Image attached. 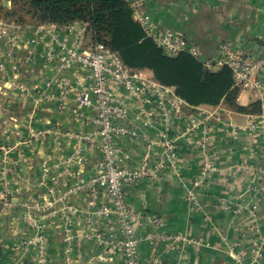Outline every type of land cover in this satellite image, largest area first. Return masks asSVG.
Here are the masks:
<instances>
[{"label": "crops", "instance_id": "crops-1", "mask_svg": "<svg viewBox=\"0 0 264 264\" xmlns=\"http://www.w3.org/2000/svg\"><path fill=\"white\" fill-rule=\"evenodd\" d=\"M138 11L153 27L196 44L201 61L215 60L223 43L259 61L255 77L264 81V0H143ZM46 31L72 41L55 26L39 33L0 23V191H8L11 205L0 223V264H122V256L111 251L120 238L118 221L97 212L110 201L103 190L93 194L87 185L99 167L97 141L84 139L98 131L90 121L94 111L72 113L91 79L78 65L63 72L46 59ZM110 90L124 102L128 125L138 131L136 138L114 140L122 150L120 164L135 170L145 157L149 161L148 176L124 191L138 264H239L233 255L240 264H264V154L255 138L232 134L253 115L203 106L188 108L175 120L178 135L197 110L211 115L206 141L215 170L202 179L199 149L184 140L173 168H154L165 158L155 132L137 117L135 99ZM255 100L247 91L239 98L244 105ZM197 181L195 206L187 199ZM153 216L160 225L153 224ZM174 235L185 241L145 239ZM38 237L47 247L44 262L38 261ZM101 255L105 262L98 260Z\"/></svg>", "mask_w": 264, "mask_h": 264}, {"label": "built area", "instance_id": "built-area-1", "mask_svg": "<svg viewBox=\"0 0 264 264\" xmlns=\"http://www.w3.org/2000/svg\"><path fill=\"white\" fill-rule=\"evenodd\" d=\"M142 1H133L131 6L134 9V17L142 26L145 34L166 56L173 57L179 53H188L191 56L200 57L198 47L192 41L169 30L153 27L147 17L138 11ZM45 27L47 26H38L34 29L41 33L45 31ZM62 29L72 36V41L70 42L67 38L60 39L54 32L46 31L49 42L45 57L49 61L54 60L60 71L64 72L73 65H78L89 73L91 86L78 95L72 109L74 115H81L83 109H92L94 116L90 121L98 128L96 136L84 137L87 142L97 141L100 152L98 170L89 179L87 185L93 194L97 189L103 190L110 201L109 206L103 205L97 212L101 215L113 214L118 221L120 238L111 246V251L122 256V264H138L136 254L138 239L130 221L131 213L126 204L124 191L127 185L148 176L149 161L145 157L142 164L135 170H130L120 164L119 156L122 155V150L114 144V140L121 136L136 138L138 131L136 127L128 125L125 104L110 89L122 90L126 97L135 99L139 109L137 117L142 119L148 130L155 132L165 158L154 162L152 165L154 168L159 169L165 166L173 168L178 157L179 141L184 140L195 144L199 149V173L202 179L208 171H214L215 165L206 141L207 123L211 115L204 109H199L197 117L190 115L187 126L178 135L173 134L172 126L175 120L188 108L192 109L176 97L173 87L162 86L143 74L129 73L116 55L101 44L91 49L85 47L84 24L75 22ZM218 50L219 56L215 60L202 61L204 67L208 70H216L227 66L232 71L235 83L244 92L255 93L261 102V114L253 115V118L248 120L244 126L233 129L232 134L237 136L243 133L247 137L255 138L258 141L259 150L264 154V81L255 77L256 70L261 67L262 63L244 57L228 44H220ZM19 88L23 92H28L24 85H20ZM62 100L66 98L62 97ZM199 131L202 137L197 136L198 139H195ZM198 185V181L194 182L193 188L189 191L187 200L190 205H197L194 190ZM77 189L74 187L69 193H74ZM10 206L9 193L4 188L0 191V223L2 215ZM44 209L48 210L49 207H44ZM152 222L160 225L161 219L153 216ZM145 239L147 241L164 239L169 240L171 244L185 241V238L179 235L155 236V238L148 236ZM36 242L39 246L38 261L44 262L47 247L41 237L36 238ZM232 258L240 264L238 255H233ZM98 260L105 262L106 258L101 255L98 256Z\"/></svg>", "mask_w": 264, "mask_h": 264}, {"label": "trees", "instance_id": "trees-1", "mask_svg": "<svg viewBox=\"0 0 264 264\" xmlns=\"http://www.w3.org/2000/svg\"><path fill=\"white\" fill-rule=\"evenodd\" d=\"M0 0V22L20 28L85 25L84 46L101 44L114 53L131 74L148 73L152 81L173 87L190 107H217L245 115H259L261 102L242 104L244 92L227 66L208 70L188 53L166 56L134 17L128 0Z\"/></svg>", "mask_w": 264, "mask_h": 264}, {"label": "water", "instance_id": "water-1", "mask_svg": "<svg viewBox=\"0 0 264 264\" xmlns=\"http://www.w3.org/2000/svg\"><path fill=\"white\" fill-rule=\"evenodd\" d=\"M2 4H3L5 7H7V8L10 7V3H9L8 0H2Z\"/></svg>", "mask_w": 264, "mask_h": 264}]
</instances>
